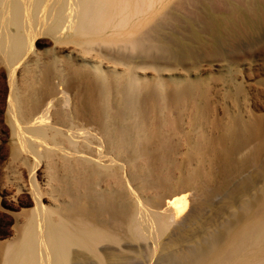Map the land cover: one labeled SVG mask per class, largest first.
I'll use <instances>...</instances> for the list:
<instances>
[{
	"label": "bare ground",
	"instance_id": "1",
	"mask_svg": "<svg viewBox=\"0 0 264 264\" xmlns=\"http://www.w3.org/2000/svg\"><path fill=\"white\" fill-rule=\"evenodd\" d=\"M195 1L0 0V63L8 69L11 91L8 121L16 139L15 153L28 154L24 159L30 170L29 190L34 203L24 219L17 218L16 236L0 243L1 264H125L129 252L141 247H151L153 252L158 247L167 250L163 258L167 256L169 264H264V183L257 193L246 197L255 179H244L230 191L231 202L237 205L230 210V216L215 229L207 230L220 212V208L215 209L193 226L190 234L199 235L186 245L188 234L179 233V227L195 212L196 193L190 192L189 178L172 184L173 190L167 195L170 198H162L153 206L139 198L136 202L127 201L123 189L117 193L109 188L96 189L93 178L97 181L108 174L118 176L120 162L93 156L88 149L76 146L80 136L85 144H91L86 128L71 127L67 131L62 128L58 119L80 115L76 101L69 110L53 111L59 118L52 122L49 110L42 108L43 99L37 96L35 87L24 85L16 76L19 66L23 71L29 69L36 37L48 34L58 45L75 44L88 53L95 44L120 52L118 60L126 65L124 75L138 93L141 86L136 69L143 65L134 60L133 53L141 58L161 57L174 62L196 61L204 56L223 57L226 56L223 45L229 42L234 45L239 38L253 36L264 28V0L200 1L203 5L200 4V10H194L196 16L185 14L182 9ZM180 17L186 18L182 19L189 26L196 46L186 42L175 30L169 33L172 40L162 35L166 24L181 26ZM92 61L87 60V65L78 69V75L81 79L87 74L101 76L104 84L111 87L110 77L102 65ZM48 74L46 69L45 77ZM91 80L85 86L84 108L87 109L95 94V81ZM127 87L126 98L133 100L138 95L132 87ZM67 90H71L70 84L66 85ZM191 94L202 96L205 88L195 83L177 91L179 100ZM138 99L140 103V96ZM88 118L95 121L93 117ZM241 134L256 139L250 158L258 160L264 151V116L253 118L234 132L235 137ZM122 135L108 134L106 130L104 142L107 146L112 143L124 148ZM206 143L197 146L199 154H207L210 142ZM29 155L34 158L33 163L29 162ZM56 155L62 160L65 172H52L47 186L43 187L36 177V169L44 157L46 166L53 168ZM119 181L121 187L126 185L121 176ZM24 187L20 185L19 190ZM201 231L206 232L200 234Z\"/></svg>",
	"mask_w": 264,
	"mask_h": 264
},
{
	"label": "rangeland",
	"instance_id": "2",
	"mask_svg": "<svg viewBox=\"0 0 264 264\" xmlns=\"http://www.w3.org/2000/svg\"><path fill=\"white\" fill-rule=\"evenodd\" d=\"M200 1L210 0H197L186 5L182 11L196 16L194 10H200V4L203 5ZM180 18L182 27L166 24L162 35L170 40L169 33L175 30L186 42L196 46L189 33V26L182 19L185 17ZM197 23L202 26L201 22ZM255 34L239 38L232 46L230 42L223 45L226 51L223 57L204 56L196 61L174 62L161 57L155 60L150 57L141 58L133 53L134 60L143 65L136 69L141 86L138 93L124 75L126 65L118 60L121 58L120 52L95 44L91 53H88L82 46L75 44L58 45L48 34L36 37L33 47L35 54L29 62V69L23 71L22 66H19L16 76L24 85L35 87L37 96L43 99L42 108L49 110L52 122L59 118L53 111L69 110L76 101L82 114H70L58 119L62 128L65 131L71 127L86 128L90 132L91 144H85L84 138L80 136L76 146L88 149L93 156L120 162L118 176L108 174L97 181L93 178L96 189L109 188L116 193L123 189L127 201L136 202L139 198L153 206L167 197L173 190L172 184L189 178L193 189L190 192L196 193L192 204L195 212L182 222V228L179 227V233L185 232L186 235L187 232L189 235L185 236L187 241L184 242L188 245L199 235V232L197 236H194L195 233L190 234L193 226L200 224L215 209L220 208V212L209 223L207 230L215 229L230 216V212L237 206L231 202L230 191L244 182V179H255L246 197L257 193L264 183V151L258 160H251L250 153L256 145V139L246 138L242 134L234 136V132L243 124L264 116V28ZM89 59L102 65L110 77L111 87L105 85L103 77L98 75L87 74L86 78L81 79L78 69L86 66ZM46 69L49 70L47 77L44 75ZM89 79L96 83L93 86L95 94L91 100L92 105L87 109L84 108L87 102L85 86ZM195 83L205 88V94H191L179 100L178 89ZM67 84L71 85L68 92ZM128 85L138 95L133 99L138 101L136 104L126 98ZM10 92L8 69L0 63L1 244L16 236L17 218L24 219V214L34 206L29 190L30 170L24 159L28 154L17 155L14 150L16 139L7 114ZM106 130L112 135L123 133L124 148H117L112 143L107 146L104 142ZM206 142H210L208 152L201 155L196 148ZM54 158L53 168L46 166L47 159L44 157L36 169V177L43 187L47 186L52 172H65L60 157L56 155ZM29 162H34L30 155ZM89 176L93 177L92 174ZM120 176L124 179L125 188L120 185ZM20 185L25 187L19 190ZM27 199L30 202H26ZM166 251L162 247H158L155 252L151 247H141L135 249V252L131 250L125 264H169L167 256L163 258Z\"/></svg>",
	"mask_w": 264,
	"mask_h": 264
}]
</instances>
